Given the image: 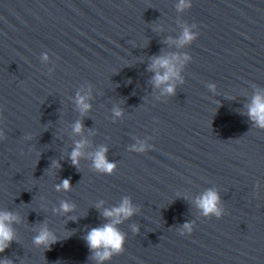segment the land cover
<instances>
[{
  "label": "water",
  "instance_id": "95a60500",
  "mask_svg": "<svg viewBox=\"0 0 264 264\" xmlns=\"http://www.w3.org/2000/svg\"><path fill=\"white\" fill-rule=\"evenodd\" d=\"M177 3L0 0V211L20 218L0 258L97 264L84 236L128 197L138 211L119 225L126 250L104 264H264V130L241 114L264 90V0ZM185 26L198 36L180 46ZM173 54L189 59L169 95L149 66ZM101 147L111 173L93 167ZM66 178L71 190L57 191ZM209 188L221 217L196 204ZM62 201L74 210L56 211ZM45 223L58 239L46 251L33 243Z\"/></svg>",
  "mask_w": 264,
  "mask_h": 264
},
{
  "label": "clouds",
  "instance_id": "9594fccd",
  "mask_svg": "<svg viewBox=\"0 0 264 264\" xmlns=\"http://www.w3.org/2000/svg\"><path fill=\"white\" fill-rule=\"evenodd\" d=\"M191 6L190 0H178L176 5L177 11H184L186 8ZM198 36L191 30L190 27L185 26L181 35L178 38L180 46L191 43ZM45 59L47 57L45 56ZM187 55L181 60L178 54L171 56L157 55L153 57V62L149 66V71L155 72L152 80L156 87L164 85V92L169 95H175L176 85L175 80L182 78L180 76L179 68L177 63H184L188 60ZM215 84H210V89H215ZM77 104L81 112H86L90 109L91 105L87 102V97L78 94ZM115 115H121V109L117 108L114 110ZM3 110L0 109V113ZM246 115L251 122V127L256 129L264 130V90L257 89L255 94L251 97V100L246 104V112L241 113ZM83 122L77 121L74 124V132L80 133L83 130ZM5 135L3 131H0V140H4ZM26 140L31 139L30 136L25 137ZM84 145L83 141L77 142L73 148L70 159L73 165L78 166L80 157L82 156L81 149ZM137 151H143L145 145L133 146ZM107 148L101 147L97 150L93 157V167L101 172L111 173L116 167L115 162L109 161L107 158ZM55 166L59 167V163L56 162ZM72 188V181L70 178L63 179L60 184L56 185L57 191H70ZM103 202H101L102 204ZM196 204L205 216L215 215L221 217L224 213V208L221 204V196L216 189L209 188L201 196L197 197ZM101 205H97L100 207ZM75 205L69 201H62L59 208L56 209L58 212L68 213L73 211ZM138 211L137 207L133 204L132 200L125 197L122 202L111 208H105L103 210V217L108 222L102 225L91 227L84 236L87 245L90 249L92 260H95L97 264H104L105 261L112 259L114 255H119L125 252L126 244V233L123 232L119 225L124 220L132 217ZM71 219H77L76 217H70ZM19 216L11 210L0 211V253L5 252L13 241H18L16 230L13 226L14 222L19 221ZM133 230L138 232L139 227L133 225ZM192 233L193 226L191 222H185L182 226L181 233L184 234ZM58 239L54 232L47 226L42 224L37 234L33 237V243L39 248L43 247L49 250L51 246L57 243ZM0 264H14V261L8 257L0 258Z\"/></svg>",
  "mask_w": 264,
  "mask_h": 264
}]
</instances>
